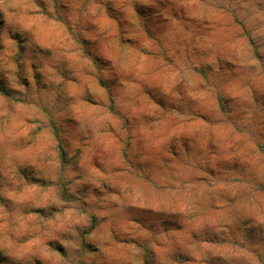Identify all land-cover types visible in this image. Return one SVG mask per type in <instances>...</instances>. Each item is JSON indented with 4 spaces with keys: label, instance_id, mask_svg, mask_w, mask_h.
<instances>
[{
    "label": "clouds",
    "instance_id": "obj_1",
    "mask_svg": "<svg viewBox=\"0 0 264 264\" xmlns=\"http://www.w3.org/2000/svg\"><path fill=\"white\" fill-rule=\"evenodd\" d=\"M0 173V264H264V0H0Z\"/></svg>",
    "mask_w": 264,
    "mask_h": 264
},
{
    "label": "rangeland",
    "instance_id": "obj_2",
    "mask_svg": "<svg viewBox=\"0 0 264 264\" xmlns=\"http://www.w3.org/2000/svg\"><path fill=\"white\" fill-rule=\"evenodd\" d=\"M146 13L150 14L153 10L152 9H145L144 10ZM227 38H225L226 40ZM4 176L2 173H0V181L4 180ZM195 189L192 190V193H195ZM172 195L176 199L175 205L170 209V214H181L184 215L189 209L187 205V200L189 198V193L184 192V193H172ZM64 212L65 215L68 218L74 219L77 221V226H79L80 223L84 221V217L79 215L78 213L80 212V208L76 207V201H71L68 204L64 206ZM89 221L96 219V217H89ZM105 221H107V218H104ZM208 220V226L209 227H204L199 235L196 233H193V238L196 240H202L204 242L208 243H214L217 244L216 247L219 248V244L226 243V240L221 239V236L223 234L217 235L214 229H212V226H215L216 223V218L214 216H209L207 218ZM239 230V227L237 228ZM164 231H168V228H165ZM99 238L103 237V230L98 234ZM247 238L249 239L250 242L252 243H264V232H258L256 229L249 230L247 233ZM167 239V237H165ZM157 247L161 249L159 253L153 252V255L158 257L157 259V264H170L171 261L176 260V259H181L182 264L183 261L190 260L192 257H183L181 258L179 256V253H171L164 251V248L167 247V245H162L161 242H158ZM61 251V258L56 259L53 257L54 264H63V260H67L70 257L68 256H63L66 255V252H64L63 249H59ZM46 254V253H45ZM205 264H227L226 261H224L222 258H214L210 259L209 261H206ZM233 264H236L234 261Z\"/></svg>",
    "mask_w": 264,
    "mask_h": 264
}]
</instances>
